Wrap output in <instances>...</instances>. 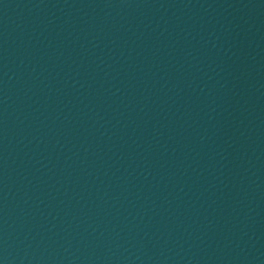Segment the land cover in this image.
Segmentation results:
<instances>
[{
  "label": "water",
  "instance_id": "1",
  "mask_svg": "<svg viewBox=\"0 0 264 264\" xmlns=\"http://www.w3.org/2000/svg\"><path fill=\"white\" fill-rule=\"evenodd\" d=\"M0 264H264V0H0Z\"/></svg>",
  "mask_w": 264,
  "mask_h": 264
}]
</instances>
